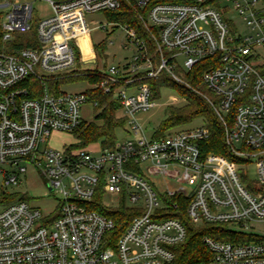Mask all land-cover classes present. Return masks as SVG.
Instances as JSON below:
<instances>
[{
  "label": "built area",
  "instance_id": "2783aa9c",
  "mask_svg": "<svg viewBox=\"0 0 264 264\" xmlns=\"http://www.w3.org/2000/svg\"><path fill=\"white\" fill-rule=\"evenodd\" d=\"M34 1L0 0V196L32 172L58 202L47 214L25 200L0 207V264H171L186 238L169 215L178 211L173 197L186 201L194 227L224 225L250 238L203 237L209 258L201 264H264V234L252 231L264 222V65L254 56L264 46V0H42L52 14L43 20L34 17ZM122 2L138 11L152 47L120 26L132 55L117 65L100 58L98 69L85 16L117 11ZM198 63H206L201 84L214 97L227 156L204 151L203 123L148 136L135 118L154 107L152 81L164 75L187 86L183 75ZM81 74L98 82L72 94L50 86ZM90 89L117 103L125 143L50 148L53 133L74 135L92 123L82 118L86 105L93 119L98 111ZM98 193L102 208L123 201L132 209L118 236L113 220L92 209Z\"/></svg>",
  "mask_w": 264,
  "mask_h": 264
},
{
  "label": "trees",
  "instance_id": "16d2710c",
  "mask_svg": "<svg viewBox=\"0 0 264 264\" xmlns=\"http://www.w3.org/2000/svg\"><path fill=\"white\" fill-rule=\"evenodd\" d=\"M104 18L108 23H113L117 26H128L133 29L139 37L146 40L149 49L152 47L148 33L139 18V13L133 8L130 2H122L117 11L105 12ZM99 44L100 46L95 49V52L102 55L106 50V40L101 41ZM99 44L93 45V51L94 47ZM205 68L206 63H198L190 73L184 74L183 80L187 86L177 84L164 75L150 83L153 90V99L157 100L159 98L158 89L160 87H168L175 90L184 102L183 106L179 108H169L167 110L166 119L155 130V135L160 136L166 130L188 124L194 119H200L210 134L208 140L203 144L204 151L206 153L212 152L217 155L227 156L226 146L224 144L223 124L214 113L209 103L210 100H207L200 92L195 90L196 87L203 88L205 93L212 98L210 102L214 104V97L201 84V76L206 70ZM76 80H86L91 85H95L98 82L97 77L86 76L84 74L79 75L73 81ZM62 84H64L62 81L51 82L50 86L54 91H57ZM30 87L36 88L38 87V83L33 82ZM87 95L91 101L98 103V111L94 116L96 122L81 125L74 132L73 136L79 146L76 148H83L93 143H99L102 148H110L116 142L115 131L124 127V120L117 116V103L112 100L110 95L102 94L98 89H90ZM227 122L226 126L230 127L232 125V116L228 117ZM16 200L25 199L22 197ZM7 201L13 202L14 197L5 195L0 198V203ZM94 201L97 204H94L92 209L101 212L113 220L115 228L111 234L113 236L120 235L133 216L132 209L128 208L123 201L116 209L108 210L102 208L100 207L101 195L99 193L94 197ZM171 202L177 203L176 208L179 213H177L178 211L176 213L170 212V217L178 219L186 229V238L182 244L174 249L175 259L171 264H201L206 261L209 258V253L202 243V238L205 236L211 237L216 241H233L236 239L244 242L250 240L245 235H233L224 225L206 224L200 227H194L190 224L184 213L186 201L180 197H173Z\"/></svg>",
  "mask_w": 264,
  "mask_h": 264
},
{
  "label": "rangeland",
  "instance_id": "374dc122",
  "mask_svg": "<svg viewBox=\"0 0 264 264\" xmlns=\"http://www.w3.org/2000/svg\"><path fill=\"white\" fill-rule=\"evenodd\" d=\"M14 1V0H10ZM17 1H28V0H17ZM33 14L38 20H43L49 18L51 14L50 6L42 1L36 0L33 2ZM229 17H234V22L238 31L241 33L244 31L245 27L240 19L235 15L234 12H230ZM87 26L89 27L90 34L88 37V42L91 46L99 44L101 41L106 40V50L103 55H99L95 52V49L100 46V44L94 47V55L98 59V65L96 68H100L102 63L104 64H121L126 58H129L133 51L134 46L130 44L129 40L126 38L125 32L122 27H118L116 24H109L104 18L103 13H96L94 15L85 16ZM100 27H104L101 29ZM254 56L257 57L256 64L264 65V46L258 45L254 47ZM95 67L92 64H82L79 66V69L86 70ZM264 69V67H262ZM87 76V75H86ZM76 77L65 78L61 80L64 84L61 85L60 89L68 94L84 92L89 89L91 84L86 80H75ZM185 82V81H184ZM195 90L200 92L201 95L207 100H212L200 87H196ZM183 99L176 93L175 90L168 87H161L159 98L156 100L154 107L151 108L146 113L136 114L135 118L137 119L138 124L142 129L145 130L146 135H151L154 130H157L159 126L164 122L167 116V110L169 108H179L183 106ZM82 118L84 122H96L90 114V107L86 105L82 108ZM202 123L200 119H194L190 123L174 127L169 130L177 131L183 130L191 127L198 126ZM166 130V131H169ZM116 144L120 145L125 143L127 140V135L119 130L115 131ZM71 144H75L73 148L79 147L75 138L72 134L66 133H53L50 136L47 145L56 150L61 151L62 147H67ZM254 172L252 169L248 170V177L253 178ZM23 179V178H22ZM1 182V177H0ZM5 194L14 197L16 199L24 197L25 201L31 206L36 207L40 210L42 214L50 213L58 202L56 196L48 193L46 184L42 181L41 178L35 176L34 173L29 172L26 178L23 179L22 184L17 186L6 187ZM1 197V196H0ZM104 199L107 202L115 200V197L112 195H105ZM13 201V202H14ZM11 203L7 201L5 203H0L2 205ZM252 231L258 234H264V222L253 224Z\"/></svg>",
  "mask_w": 264,
  "mask_h": 264
},
{
  "label": "bare ground",
  "instance_id": "6f19581e",
  "mask_svg": "<svg viewBox=\"0 0 264 264\" xmlns=\"http://www.w3.org/2000/svg\"><path fill=\"white\" fill-rule=\"evenodd\" d=\"M87 52H88V48L85 46V47L83 48V53L86 54Z\"/></svg>",
  "mask_w": 264,
  "mask_h": 264
}]
</instances>
